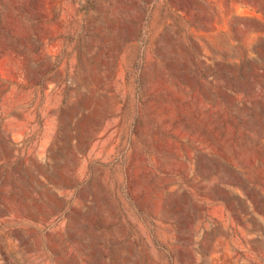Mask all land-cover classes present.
<instances>
[{"label":"rangeland","instance_id":"rangeland-1","mask_svg":"<svg viewBox=\"0 0 264 264\" xmlns=\"http://www.w3.org/2000/svg\"><path fill=\"white\" fill-rule=\"evenodd\" d=\"M0 264H264V0H0Z\"/></svg>","mask_w":264,"mask_h":264}]
</instances>
